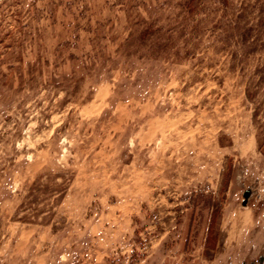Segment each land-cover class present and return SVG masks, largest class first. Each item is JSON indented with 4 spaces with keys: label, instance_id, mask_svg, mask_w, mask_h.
Returning a JSON list of instances; mask_svg holds the SVG:
<instances>
[{
    "label": "rangeland",
    "instance_id": "rangeland-1",
    "mask_svg": "<svg viewBox=\"0 0 264 264\" xmlns=\"http://www.w3.org/2000/svg\"><path fill=\"white\" fill-rule=\"evenodd\" d=\"M0 264H264V0H0Z\"/></svg>",
    "mask_w": 264,
    "mask_h": 264
},
{
    "label": "trees",
    "instance_id": "trees-1",
    "mask_svg": "<svg viewBox=\"0 0 264 264\" xmlns=\"http://www.w3.org/2000/svg\"><path fill=\"white\" fill-rule=\"evenodd\" d=\"M63 185V184H61ZM64 190V188H61L59 191H56V193L58 192H62ZM28 193L30 194V196H33V194H48L50 193V191L47 190L46 187H43L42 184H39V183H34L30 188H29V191ZM34 199L36 200L37 197H34ZM215 233H214V230H213V225L210 224V228L208 229V232H207V237H206V244H208V246H210V250H213L214 249V241H215Z\"/></svg>",
    "mask_w": 264,
    "mask_h": 264
},
{
    "label": "water",
    "instance_id": "water-1",
    "mask_svg": "<svg viewBox=\"0 0 264 264\" xmlns=\"http://www.w3.org/2000/svg\"><path fill=\"white\" fill-rule=\"evenodd\" d=\"M244 198H245V199L247 198V192H245V194H244ZM242 205H245V201H243Z\"/></svg>",
    "mask_w": 264,
    "mask_h": 264
}]
</instances>
